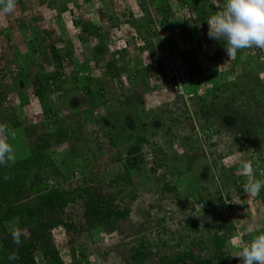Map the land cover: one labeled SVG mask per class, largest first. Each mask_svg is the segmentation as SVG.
I'll return each instance as SVG.
<instances>
[{
  "label": "trees",
  "instance_id": "16d2710c",
  "mask_svg": "<svg viewBox=\"0 0 264 264\" xmlns=\"http://www.w3.org/2000/svg\"><path fill=\"white\" fill-rule=\"evenodd\" d=\"M35 1L39 7L34 10L30 7L26 20L15 16L6 31L12 32L14 27L18 28L17 25L23 28L27 24L23 22H27L28 18L37 22L36 11L51 7V2L47 0ZM63 1L60 8L71 17L72 12L65 6L71 0ZM159 1V27L156 28L154 20L148 18L145 24L148 30L154 31L148 38L139 36L132 39L135 53H129L126 47H117L114 41H110L112 45L108 46L107 62L94 53L95 57L85 56L89 66L71 68L68 63L70 60L72 63L74 56L69 53L75 50H66L61 54L50 28L40 30L35 26L25 40L32 54L37 53L36 43L50 40L41 52L44 60L39 65L20 56L10 42L0 45V60H6L13 53L17 55L13 64L4 63L8 69L12 68L10 75L14 77V82L0 89V123L7 124L12 130L22 128L28 140L25 157L17 159L14 165H0V264H147L152 256L162 253L157 264H241V260L233 255L255 235L264 232L260 223L254 234L248 235L239 230L241 226L242 229L249 227L245 221L236 226L233 220L220 216L210 220L212 231H208L207 237L200 238L199 243L191 241L183 247L170 244L175 238L170 235L169 228L166 233L170 236L168 243L161 236L162 228L146 227L148 220L157 225L165 221V216L158 213L161 209L157 203L162 205L170 200L172 206L183 207L178 190L189 172L196 176L200 192L205 193V207H214L208 184H220L224 178L228 181L227 172L232 170L220 163L225 154L218 156L217 161L207 159L206 148L217 146L208 141L212 131L217 135L228 132V121L224 122L226 118H233V123L238 118L256 121L251 126L240 122L238 130L246 133L243 144L248 151L255 150L250 148L251 145L259 146V149L264 145V122H260L264 120V86L259 83L262 74L264 76V52L259 48H250L238 51L232 59L226 55V62L233 64L230 69L233 74L218 83L212 80L211 74H207L209 70L202 63L204 58L199 56V50L186 48L184 44L202 46L208 42L199 33L209 29L207 20L223 8L221 1L225 0H219L215 6L209 0H175L178 5H193L194 15L187 20L188 14L183 16L179 7H170L168 0L165 3ZM83 19L75 22L79 29L77 39L80 43L88 42L89 50L100 45L107 46L112 27L118 28L121 22L131 23L128 15L123 14L119 25H112L105 32L103 26ZM109 19L112 17L103 16V25H107ZM155 30L179 32L175 40L181 44L166 52L162 39L156 40ZM215 43L217 55L215 59L211 58V62H217L225 55L221 49L223 42L215 40ZM144 53L151 57V65L144 66ZM85 57L82 59L85 60ZM245 60L252 63L253 71L256 70L252 74L255 83L248 80L251 68L245 66ZM256 60L263 66L254 62ZM169 61L177 64L176 77L168 72ZM130 63H136L137 68H128ZM155 63H159V67ZM234 66H239V76L235 74ZM37 68L40 72L34 73ZM91 72L99 74L98 82L90 75ZM70 73L71 76L68 75ZM79 77L84 86L71 88L67 78L78 82ZM201 86H204L203 92H198ZM119 90H123L121 96L116 94ZM13 92L19 97L21 106H25L32 97L35 110L39 111L37 120L26 118V122L22 123L13 108L7 114V109L2 107L3 102ZM95 96L100 102L92 105ZM205 113L209 114L208 118ZM218 118H222L221 122ZM196 121H202L199 127ZM184 125L191 127L187 133L182 130ZM86 126L91 129L88 133ZM163 129H167L170 136ZM253 132L259 136L255 137ZM78 143L82 144L85 155L80 159L68 157L66 152H76L75 145ZM95 162L104 166L119 163L122 172L105 181L99 178ZM142 166L157 182L154 191L150 190L147 194L139 192L132 177V173ZM259 167L264 168V161ZM257 178L264 177L257 174ZM215 189L216 199L221 203L231 199L230 191H225V194L221 187L216 186ZM257 199L260 205H264V189ZM259 209L255 213L260 222ZM140 218L143 220L140 221ZM198 223V219L188 217L185 226L182 223L178 225L182 229L187 226L190 231L199 232ZM122 224H126L125 233L129 236L125 239L119 238ZM15 228L23 232L20 246L12 240L11 232ZM103 230L108 233L110 241L116 239L112 246L101 248L100 241L94 239L95 234ZM240 233L243 235L240 236ZM57 234L63 235L61 240L69 248L68 263L63 261L56 246L54 237ZM120 240L122 243H119ZM164 247L174 249L175 253L165 254L162 251ZM112 249L117 257L111 254L115 252ZM13 252L17 253L18 259L9 260Z\"/></svg>",
  "mask_w": 264,
  "mask_h": 264
},
{
  "label": "rangeland",
  "instance_id": "374dc122",
  "mask_svg": "<svg viewBox=\"0 0 264 264\" xmlns=\"http://www.w3.org/2000/svg\"><path fill=\"white\" fill-rule=\"evenodd\" d=\"M38 1H42V0H38ZM48 2H51V7L50 8H43V10L40 11H36V16L37 18L39 17L38 21L35 22L33 21L31 18H28V21L23 22V23H27L25 24V26H22L23 28H20L19 25L18 28L14 27V30L11 32V30H8L10 24L14 21L15 16H20V18H23L24 20H26V17L28 16V11L29 8L33 7V10L35 8H38V6L36 7L35 5V0H17V8L15 9L14 12L12 13H8V14H0V30H2L3 32H0V45L3 43H7L10 42L11 46H19L20 49V56H22L24 59H28L30 60L32 63L39 65L41 64V62L44 60V55H41V52H44L45 47H47V45L49 44L50 40L45 39L43 40V42H38V44L36 43V46L38 49H36L37 53H33L32 51H30L29 49H27L26 46V41L30 35H31V29L34 28L35 26H37L40 30H47V29H51L53 31V36H54V40L56 41L57 44V48L60 51V53L64 54L67 51H72L74 48L77 50L78 47H76V40H77V32L79 31L78 26L76 25V21H79L80 19L82 20H87L89 21L91 24H94L96 26L102 27L104 28V31H108L107 29L115 24L120 23L119 18L122 17L121 13L118 12L119 7H114L116 9V13H113L112 11V7H110L108 5V3L111 0H71L68 1L67 3H65L66 9L70 10L72 12L71 17L70 14H68V12H66V14H63V18L66 20V22L63 24V26H67L66 29V33L62 31L63 26L60 23V20H62V18L59 15L60 13V7L61 5H63V0H47ZM123 1V0H122ZM145 1H150V0H136L137 4H144L143 2ZM219 0H209V3H211L213 6L217 5ZM220 2V1H219ZM222 3H225V1H221ZM31 4V5H30ZM53 4V5H52ZM189 5V4H188ZM55 6H59V8H55ZM190 6V5H189ZM46 7V6H45ZM192 8L193 10V6H190V9ZM147 9V8H145ZM144 9V10H145ZM189 9V10H190ZM152 10V6L149 7V11ZM188 10V12H189ZM153 11V10H152ZM113 13V15H112ZM100 14V15H99ZM182 14V13H181ZM192 14V13H191ZM183 16H185V14H182ZM194 15V13H193ZM108 18V17H114L112 19L108 20V24L107 25H103L102 22V17ZM35 17V18H36ZM17 18V17H16ZM191 17H186V20ZM118 22V23H117ZM57 24V26H56ZM136 23L134 22L133 24L130 23H120V29L118 30V32H111L110 33V37L111 39L109 41H107V45L111 46L112 43H110V41H116V38L118 39V34L120 35V37L125 36L126 37V33L129 31L131 33V27L135 25ZM61 26V27H60ZM155 26L159 27V23L157 20H155ZM57 27V28H56ZM11 29V27H10ZM203 33H199L200 36H203L204 39L206 40H210L211 38L208 35V30H203ZM3 36V38H2ZM43 36V35H42ZM7 37V38H6ZM16 37V38H15ZM75 39L74 40H72ZM148 38V37H147ZM6 39V40H5ZM8 39V40H7ZM43 39V38H42ZM130 38H123L121 40V44L123 48L124 46L127 48L129 46V44H133L132 40ZM213 40V41H212ZM212 42H206L204 45L202 46H198V44L196 43H185L184 46L186 48H192V50H199L198 52H200L199 56H203L204 60H203V64L205 67H208L207 74H211L212 80L214 79V81H217L218 83L220 82H224L226 80L227 76H231V66H233V64H228L227 61V53L225 50V46L223 45L222 52L225 53V55L223 57H221L219 59V61L217 62H211V58L214 57V59L216 58V51H217V44L215 43L214 39H211ZM72 43V44H71ZM83 46H88L89 49H91L90 44H82ZM167 45V46H166ZM164 45V50L168 51L169 49V45L168 43ZM59 46V47H58ZM190 46V47H189ZM84 48V47H83ZM247 51V49H245ZM132 51H129V53H131ZM133 53V52H132ZM255 53V52H254ZM256 54V53H255ZM255 56V55H254ZM14 55L10 54L9 56L6 57V60L2 59L5 63H10L13 64L14 62ZM255 58V57H253ZM201 59V57H200ZM70 60V59H69ZM217 60V59H216ZM84 62H86V57ZM259 65L263 66V63L259 62V61H254ZM245 66L251 68V70L249 71V77L248 80L255 83L256 79L253 77V73L256 72V70L253 71L252 69V63L245 60ZM70 64L69 66L71 68H73L74 66L78 67V62L76 59H74L71 63V60L69 61ZM74 64V65H73ZM237 64V63H236ZM82 65V64H81ZM80 66V65H79ZM68 67V66H67ZM237 68H235L234 66V71L235 74L237 76H239V72L238 70L240 69L239 66H236ZM261 67V66H260ZM129 68L130 69H135L137 68V64L136 63H130L129 64ZM69 71V69L67 70V72ZM233 71V72H234ZM40 70L37 68V70L34 71V73H39ZM72 73L68 74L69 76H71ZM23 76V75H22ZM71 78V77H70ZM70 78H67L69 81H71ZM14 77H11V75H9L8 73H4L1 72L0 74V89L4 88V86L6 85H10L11 82H14ZM260 84H263L264 86V76L262 74V76L260 77ZM258 85V83H257ZM203 88L204 86H201L200 89L198 90V92H203ZM258 88V86L256 87ZM30 89V88H29ZM233 90V89H231ZM123 90H119L118 92H116L117 96H121ZM15 92H13L10 97L7 98V101L4 103L3 102V108L7 109L6 112L9 115L10 114V108L16 107L17 109L14 110V113L16 114V111L19 112L20 115V122L24 123L26 122V118H30V120H37V115H39V111L35 110L33 99L32 97L29 99L30 101L26 102V107H24V105H20V103L18 102V98L15 96ZM115 99V98H114ZM145 100H147L145 98ZM20 101V100H19ZM99 102V101H98ZM97 102V103H98ZM97 103H94L97 104ZM209 103V102H207ZM225 103V102H223ZM147 104V101H146ZM24 107V109H23ZM199 112V109H197V113ZM229 114V113H228ZM209 114H204V116L206 118H208ZM17 116V115H16ZM202 117V118H205ZM219 117H222V115H220ZM201 120V119H200ZM218 118V122H221ZM233 118H226L224 120L228 121V127L229 129L227 130L228 132L226 133H222L221 135H217L216 133H213V131L210 134V138L208 139L209 143H216L217 146L215 147H211L208 146L206 148V153L208 158L210 159L212 162L213 161H217L218 160V156L220 155H224V157H222L220 163L225 165V167L228 169V167L231 168L232 172L228 173V178L229 180L227 181L225 178L223 181H221L220 184H215V185H209V196L212 198V200L214 199V202L212 203L214 205V207H205L204 204V194L200 192V188H198L199 184L198 181L196 180V176L189 172L186 175V178H184L185 180L182 181V184L179 185V194L182 197V206L183 207H179V205L176 206H172L170 200H166L162 203V205L160 203L158 207L159 209H161V211L158 213L161 215L165 216V221L163 224L157 225L155 222H150V220H148V222L146 223V227L152 228V229H156L158 230L159 228H162L161 232H163V234H161V236H163V238H165L168 242V238H170V236H167V231L169 228V230H171L172 233H170V235H174V241L170 242V244L173 245H182L183 247L186 246L188 243H191V241L194 242H198V240L202 237H207L209 235L208 231H212V226L209 225L210 220L212 219L213 221L216 219H219V217L221 216L222 218H225L226 220H233V222L236 224V226H240V222L243 223L245 221V223L247 224V226L249 227H244V229H242L241 227L239 228L240 231L243 232H247V234H254L255 228L257 225H259L260 223L262 224V226L264 227V205H260V201L257 199L256 197H252L247 195L246 193H244L243 189H242V185L245 182V177L239 174V167H240V161L241 160H250L253 163L254 168H256L257 165H260V162L264 161V152H262V149L264 148V145H261L260 149L258 148L259 146H255V145H251L250 148L255 149L254 151H248L247 150V146L245 147V144H243V138L246 136V133H243L245 131H239V125L240 122H244V124L246 126H251L253 125V123H255L256 121L252 122V119L250 121H248V119L246 120H239L235 119L234 123L232 122ZM264 122V120H260V122ZM33 122V121H32ZM223 122V123H224ZM249 122V123H248ZM202 121L197 122L196 121V125L199 127V125H201ZM194 126V125H193ZM191 129L190 125H184L182 126V130L184 132H188ZM253 129V126L251 127V130ZM16 133V136L14 139H12L10 137V142L13 144L14 149H15V153H16V157L17 159L25 157V155L28 154V140L25 138L22 128L19 129H15L14 130ZM85 131L86 133L90 132L91 129L90 127L86 126L85 127ZM166 135L170 136V133H167V129H163L162 130ZM39 133V132H38ZM228 133V134H227ZM253 135H255V137L259 136L256 132H253ZM232 136H234V138L232 139ZM237 138V139H236ZM93 137L92 135L90 136V140H92ZM232 139V141H231ZM239 140V141H237ZM254 140V139H253ZM94 144V143H93ZM95 145H92L93 149L95 148ZM65 149V148H64ZM174 149V148H173ZM76 152H66V154L68 155V157L71 158H76V159H80L82 157V155H85L86 152H84V148L82 146L81 143H78L77 145H75V150ZM78 152H82V154H78ZM212 152H214L213 154H211ZM260 160V161H259ZM211 162V163H212ZM71 165L73 164V162H70ZM69 163V165H70ZM78 163V162H77ZM205 163V162H204ZM204 163L202 164V167L204 166ZM262 164V163H261ZM71 165L69 166L71 169ZM95 166L97 168H99V178L102 177L103 180L107 181L109 179H112L116 173L118 172H122V168L120 167L119 163L115 164V165H106L104 166V164H99L98 162H95ZM98 166V167H97ZM95 168V170H96ZM213 169H215V165L212 166ZM264 170V168H257L256 174L259 175V171ZM216 172V170H215ZM97 173V174H98ZM132 177H133V182L136 186V188L139 190V192H142L144 194H147L148 191L153 190L154 188H156L157 182L155 183L153 181V179L151 178V176L146 173V169L142 166L139 170H136L132 173ZM216 186L217 188L221 187L223 192L225 193V191H230V200H225L223 202H226L225 204L221 203L219 199H216L217 195H216ZM231 188V189H230ZM226 194V193H225ZM152 195V194H151ZM156 204V205H157ZM226 205L228 207H226ZM231 205V207H230ZM260 207V209H259ZM177 208V209H176ZM193 208V209H192ZM205 208V209H204ZM208 209V210H207ZM210 209H212L211 212ZM214 209V210H213ZM256 209H259L261 211V215H260V222L258 221V219L256 218ZM173 210V211H171ZM170 211V212H169ZM169 212V213H168ZM196 218L198 219L200 224L199 227V232L196 231H190L189 228L186 226L185 228L182 229V227L180 225H178L179 223H182L181 225L185 226V221L187 218ZM143 219L140 218V221H142ZM253 222V223H251ZM259 222V223H258ZM208 223V225H206ZM180 226L179 230L178 227ZM127 227L126 224H122L121 226V231H120V236L119 238L125 239L128 238V234H126ZM96 236L94 237L95 240H99L100 243L102 244L101 248H105L107 245L108 246H112L115 243V240H111V238L108 239V233H106L105 230L103 231H99L95 234ZM62 234H57L54 239H55V243L56 246L58 247V250L60 251L61 257L63 259V261L65 263H68L70 261V256H69V248L67 247V244L64 243L63 240H61L62 238ZM124 237V238H123ZM114 242V243H113ZM168 242V243H169ZM119 243H122V240H120ZM118 245V243H117ZM119 246V245H118ZM116 249V248H114ZM112 249V250H114ZM115 251V250H114ZM162 251L165 252V254H169V253H175V250L173 249H166L165 247L162 249ZM196 253V251H194ZM113 256L117 257L118 254L115 252L111 253ZM163 254V253H162ZM161 254V255H162ZM159 254H157L156 256H152V259L150 261H148L147 264H157L158 263V258H160Z\"/></svg>",
  "mask_w": 264,
  "mask_h": 264
},
{
  "label": "clouds",
  "instance_id": "9594fccd",
  "mask_svg": "<svg viewBox=\"0 0 264 264\" xmlns=\"http://www.w3.org/2000/svg\"><path fill=\"white\" fill-rule=\"evenodd\" d=\"M16 8L17 0H0V14L12 13ZM207 23L209 37L224 42L230 59L235 58L238 51L245 49L259 48L264 52V0H225L223 8L212 15ZM173 64L177 66L176 63ZM78 65L82 66L79 63ZM90 75L99 76L94 72ZM15 136L14 130L7 124L0 123V165L2 166L7 167L16 163L15 149L10 142V137L14 139ZM257 168L259 165L254 168L250 160L240 161L239 174L245 177L242 189L252 197L258 196L264 189V178H257ZM259 176L264 177V170L259 171ZM22 235L23 232L19 228L11 232L12 240L17 246L22 244ZM233 256L239 258L241 264H264V232L255 235ZM8 259H18L17 253H11Z\"/></svg>",
  "mask_w": 264,
  "mask_h": 264
},
{
  "label": "crops",
  "instance_id": "0c3cea01",
  "mask_svg": "<svg viewBox=\"0 0 264 264\" xmlns=\"http://www.w3.org/2000/svg\"><path fill=\"white\" fill-rule=\"evenodd\" d=\"M164 3L166 2V0H162ZM170 3H169V6L170 7H174V8H176V7H181L182 5H178V3H177V1H173V0H168ZM137 2H138V0H137ZM137 2H136V0H111L109 3H108V5L110 6V7H112V6H114V7H119V9H118V12H120L121 13V15H123V14H127L128 15V18L129 19H131V24H133L134 22L136 23L135 25H134V27L132 26L130 29L132 30L131 31V33L128 31L127 33H126V37L127 38H130L131 40L132 39H137L139 36H146V37H150L151 35H150V33L152 32V31H154V30H148V28H147V26H146V24H145V22L148 20V18L150 17L151 19H153L154 20V23H155V20H157L158 22H160V20H161V17H160V14H158L157 12H159L160 11V7H159V4H160V1L158 0V2L155 0V1H152V0H150V1H145V2H143L144 4H137ZM174 2V3H173ZM35 3H37V1L35 2ZM139 3V2H138ZM175 4L177 5V6H175ZM36 5V4H35ZM190 6H193L192 4H189ZM188 5V6H189ZM38 5H36V7H37ZM152 6V10L151 11H149V7H151ZM189 6V7H190ZM39 7V6H38ZM145 8H147V10L148 11H146V9ZM116 9L117 8H115V10H114V8L112 7V11H113V13H116ZM145 9V10H144ZM162 9V8H161ZM162 12V11H161ZM113 13H112V15H113ZM192 13V14H191ZM63 14H66V12L64 11V10H61V8H60V13H59V15L58 16H60L61 18H62V20H60V23H61V25L63 26V24L66 22V20L63 18L64 16H63ZM191 17V16H193V10H192V8L189 10V12H188V17ZM112 18H114V17H112ZM115 19V18H114ZM102 22H103V20H102ZM56 26H57V24H56ZM61 27V26H60ZM112 27V26H111ZM57 28V27H56ZM121 27H120V25H119V27L117 28V27H112V29H111V31H110V33L113 31H115V32H118V30H121L120 29ZM157 28V27H156ZM39 29V28H38ZM66 29H67V26H63V28H62V31L63 32H65L66 33ZM155 32H157V34L155 35V38H156V40L158 39V40H161L162 39V41H161V43H165L164 45H166L167 43H168V47L169 48H171V47H175V46H177V45H180L181 43H177L176 42V40L175 39H177L178 38V36H179V32H177V31H175V32H171V31H161V30H155ZM78 36H79V31L77 32V38H78ZM157 36V37H156ZM125 36H123V37H120V35L118 34V39L116 38V41L114 40V42H115V45L117 46V47H122V44L120 43L121 42V40L123 39V38H126ZM16 38V37H15ZM129 39V40H130ZM72 40H74L75 41V39H73L72 38ZM155 40V41H156ZM209 41H211V39L210 40H208V42ZM78 42V44H77V46L76 47H78L77 48V50L74 48L73 50H75V51H73L72 53H69V54H73L71 57H73V59H76L77 60V62L79 63V64H82V66L84 65V66H89L90 64H89V60L87 61L86 60V62H84V59H82L83 58V56L85 57H88V58H91V57H95L94 56V53H95V55H97V57L98 58H100L102 61H108V58H109V56H108V53H109V47H108V45L107 46H104V47H101V45L98 47V48H96V47H94L92 50H89V48H88V46L86 47V46H83L82 44L84 43H80V41H79V39H77L76 40V43ZM88 43V42H87ZM72 44V43H71ZM84 44H86V43H84ZM223 45H224V42H223ZM167 46V45H166ZM225 46V45H224ZM84 47V48H83ZM134 47L135 46H133V44L131 45V44H129V46L127 47V48H125V46L123 47V48H125L127 51H132L133 53H135L136 52V50L134 49ZM190 47V46H189ZM16 49H18V51L20 52V47L19 46H16L15 47ZM97 50V51H96ZM13 52H16V51H13ZM82 52V53H81ZM97 52L101 55H99V54H97ZM131 52V53H132ZM91 53L93 54V56L91 55ZM20 54H21V52H20ZM13 55L16 57L17 55H16V53H13ZM148 54L147 53H144L143 55H142V61H143V63H144V66H146V65H151L152 64V59H151V57H148L147 56ZM96 60H99V59H96ZM156 62V61H155ZM89 64V65H88ZM156 64V63H155ZM159 64V63H158ZM158 64H156V65H158ZM155 67V66H154ZM157 67V66H156ZM158 67H159V65H158ZM128 68H129V66H128ZM132 70V69H131ZM130 70V71H131ZM82 77V76H81ZM81 77H79L78 78V82L76 81V80H73V81H69V83L70 84H68V85H70L71 86V88H79V87H83L84 85L82 84L83 83V81H82V78ZM123 77L124 78H126L125 80H127V76L124 74L123 75ZM95 79L97 80V82H98V80L100 79V77L98 76V77H95ZM67 86V84L65 85V87ZM150 95V94H149ZM17 98H19L17 95H15ZM152 96V95H151ZM96 98H94V100L93 101H91V103H92V105H94V103H97L98 101L100 102V99L97 97V96H95ZM93 99V98H92ZM28 101H30V100H28ZM18 102H19V100H18ZM33 103H35V102H33ZM24 107H26V106H24ZM24 107H23V109H24ZM86 107H87V105H86ZM14 109H17L16 107H14ZM16 115H17V118L19 117L20 118V115H19V112H17L16 111ZM18 118V119H19ZM39 120H40V117H39Z\"/></svg>",
  "mask_w": 264,
  "mask_h": 264
},
{
  "label": "built area",
  "instance_id": "2783aa9c",
  "mask_svg": "<svg viewBox=\"0 0 264 264\" xmlns=\"http://www.w3.org/2000/svg\"><path fill=\"white\" fill-rule=\"evenodd\" d=\"M180 9V13L182 14H188V10L190 9V7L187 4H183L181 7H179ZM168 72L170 74H172L174 77L177 76V66H175V64H173V62H168ZM5 70H7V73L10 75V71H12L11 69H8L5 65H4V61L0 60V74L1 72H5ZM175 82H177V78L175 79ZM240 236H242L243 234H239Z\"/></svg>",
  "mask_w": 264,
  "mask_h": 264
}]
</instances>
